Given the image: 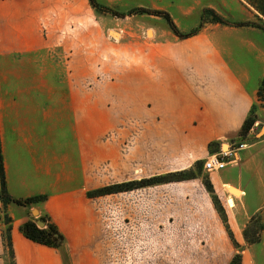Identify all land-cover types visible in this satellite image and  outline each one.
I'll return each instance as SVG.
<instances>
[{
    "label": "crops",
    "instance_id": "obj_1",
    "mask_svg": "<svg viewBox=\"0 0 264 264\" xmlns=\"http://www.w3.org/2000/svg\"><path fill=\"white\" fill-rule=\"evenodd\" d=\"M96 1L120 6L125 19L133 7V0ZM108 15L90 0H0L6 188L18 199L46 196L27 206L0 200V264H103L104 195L88 192L191 169L196 175L190 179L109 194L125 199L120 207L115 199L110 212L114 245L121 236L129 242L148 236L150 215H158L183 242L175 245L191 248L210 240L213 247L232 246L238 253L236 242L241 264H264V230L257 244L244 235L257 215L264 223V134L250 138L253 127L249 138L240 135L259 103L264 31L205 23L185 38L154 36L140 45L105 42L103 48ZM258 110L262 115L264 106ZM227 144L235 163L220 171L204 165L197 170V162ZM33 210L58 227L64 250L24 235L22 225L37 220Z\"/></svg>",
    "mask_w": 264,
    "mask_h": 264
},
{
    "label": "rangeland",
    "instance_id": "obj_2",
    "mask_svg": "<svg viewBox=\"0 0 264 264\" xmlns=\"http://www.w3.org/2000/svg\"><path fill=\"white\" fill-rule=\"evenodd\" d=\"M209 5H211L210 8L227 19L230 22L229 25L212 23L208 20V17L205 20L202 19V13ZM97 9L100 13L109 14L105 16L102 23L105 32L101 44L103 48L106 47L105 42L110 44V46L124 45L126 43L140 45L144 41H149L154 36L158 41L182 38V36L192 31H200L205 23L231 26L235 22H247V20H242L246 17L250 18L248 21L255 22L257 21L255 14H258L256 9L247 0H133V7L127 8V14L129 15L127 19L124 18L126 13L121 12L122 8L120 6L110 8V11ZM165 13L171 16L182 36L173 32L164 17ZM122 29L124 32L121 31ZM113 30L119 33V38L112 36L111 31ZM154 31L157 32V35ZM89 64H87V68ZM91 73L92 71H87V74ZM260 87L261 91L260 93L258 91L257 94L259 103L254 105V109L250 114V117L254 119L251 128L255 127L252 135H249L250 138H253L254 134H258V136L264 134V113L260 115L258 110L259 106H264V85H260ZM248 133L241 136V138H249ZM238 145L239 143H236L234 147ZM225 147L223 145L222 150ZM229 149L228 145L225 151ZM234 156L237 158L235 153ZM115 199V197L111 199V196L107 194L103 196L100 203L102 222L104 224L103 264H226L225 261L232 254L237 253L236 249L232 246L213 247L210 240L200 241L198 247L190 248L175 245V242H181V240L178 238L174 239V230L168 229L166 225L162 224L163 222L160 223L162 216L158 215H150L148 236H136L130 242L121 236L118 237V243L115 246V232L111 229L110 220V212L115 208ZM117 201L120 207V203L123 202L124 204L125 199L119 198ZM257 216L254 219L255 221L251 220L248 225L250 228H253L255 224L259 226V224L263 223L261 215ZM34 218L40 219V216H34ZM170 218L173 219V216H170ZM157 223H160L159 226H166V228H159ZM180 244L183 245V242ZM190 250L192 253H190ZM262 254L264 256V252Z\"/></svg>",
    "mask_w": 264,
    "mask_h": 264
},
{
    "label": "trees",
    "instance_id": "obj_3",
    "mask_svg": "<svg viewBox=\"0 0 264 264\" xmlns=\"http://www.w3.org/2000/svg\"><path fill=\"white\" fill-rule=\"evenodd\" d=\"M247 1L258 12V14H255L257 21L255 22H251V21L235 22L231 25L253 26V27H258L264 31V0H247ZM90 3L96 8L103 9L105 11H110V8L100 5L96 0H90ZM157 13H160V12H157ZM164 17L169 23V25L171 26V29L173 30V32L177 35H181L178 28L174 24L171 16L168 13H165ZM207 17H208V20L212 23H220V24H225V25H229L230 23L227 19H225L222 15L218 14L212 8H206L203 11L202 19L205 20V18ZM197 32L198 31H192L188 33L187 35H184V36L181 35V36L182 38H185V37L192 36L196 34ZM262 85H264V78L261 81V86ZM260 91H261V87L259 88V93ZM253 109H254V106L251 112L253 111ZM253 123H254V119H252L249 115V117L245 120V123L241 129L240 135L241 136L246 135L251 129ZM203 165H204V162H197L196 164L197 170L200 171ZM195 175L196 173L193 169L182 170V171H177V172H169V173L161 174L158 176H153V177L142 179V180H132L128 182L103 186L101 188L88 192V196L90 197L103 196V195H107L111 193L132 190L138 187L156 185V184H161V183H168L172 181H182V180L195 177ZM205 184L207 186L208 191L213 195V199L218 209L222 213H224V209L221 206L220 200L214 194L213 187L208 179L205 180ZM45 199H46L45 195H37V196L28 197V198L18 199V198L12 197L8 193L7 188H6L5 172H4L3 159H2L1 148H0V200L4 204L14 203L17 205L27 206V205L39 203ZM40 219H42L45 222V226L41 228L36 224L35 220H28L21 227V230L24 233V235L27 238L37 243L64 250L65 237L60 232L58 227L54 223H52L50 219L48 218V216L46 215H40ZM253 221L255 220L253 219ZM5 222L8 224L10 222L9 218H5ZM10 229H11L10 226H8L6 229V238H7V244L11 251V256L13 257L11 238H10ZM263 230H264L263 223L259 224V226L255 224L253 228H250V226H247V228L244 231L246 240L251 244L259 243L261 241V232ZM235 245L239 252L235 254V256L233 257L232 261L229 264H241V254L240 253H241L242 247H240L236 242H235ZM10 264H15V261L12 260Z\"/></svg>",
    "mask_w": 264,
    "mask_h": 264
},
{
    "label": "built area",
    "instance_id": "obj_4",
    "mask_svg": "<svg viewBox=\"0 0 264 264\" xmlns=\"http://www.w3.org/2000/svg\"><path fill=\"white\" fill-rule=\"evenodd\" d=\"M237 160L234 156V151L230 148L228 151L221 150L213 154L210 158L205 160L204 169L206 171H220L227 165L235 163Z\"/></svg>",
    "mask_w": 264,
    "mask_h": 264
},
{
    "label": "water",
    "instance_id": "obj_5",
    "mask_svg": "<svg viewBox=\"0 0 264 264\" xmlns=\"http://www.w3.org/2000/svg\"><path fill=\"white\" fill-rule=\"evenodd\" d=\"M33 215L38 217L39 216V212L38 210H33ZM36 224L39 226V227H44L45 226V222L42 220V219H37L36 220Z\"/></svg>",
    "mask_w": 264,
    "mask_h": 264
},
{
    "label": "bare ground",
    "instance_id": "obj_6",
    "mask_svg": "<svg viewBox=\"0 0 264 264\" xmlns=\"http://www.w3.org/2000/svg\"><path fill=\"white\" fill-rule=\"evenodd\" d=\"M111 34H112V36L114 37V38H119L120 36H119V33L118 32H116V31H111ZM227 147L228 146H226L225 148H223V150H226L227 149ZM231 191L233 192V193H235L236 195H238L239 194V192L238 191H236L235 189H233V188H231Z\"/></svg>",
    "mask_w": 264,
    "mask_h": 264
}]
</instances>
